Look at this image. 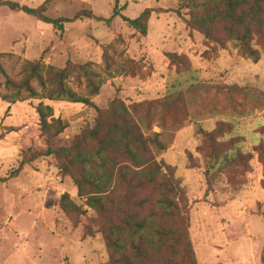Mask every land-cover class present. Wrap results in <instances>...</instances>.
<instances>
[{
    "label": "rangeland",
    "instance_id": "obj_1",
    "mask_svg": "<svg viewBox=\"0 0 264 264\" xmlns=\"http://www.w3.org/2000/svg\"><path fill=\"white\" fill-rule=\"evenodd\" d=\"M3 1L33 9L46 5L47 15L54 19H73L81 11H92L111 22L82 20L56 30L24 12L0 7L1 178L15 173L23 155L48 149L41 137L37 112L41 102L51 106L54 116L69 125L66 133L52 143L54 149L68 146L83 129L94 125L97 116L95 108L67 101L16 99L11 103L7 77L20 80L26 60H41L60 68L69 62L94 63L105 82L92 101L103 108L115 98L128 103L157 100L185 91L196 81L251 86L264 91V56L254 63L236 50L213 48L202 35L191 34L182 0H119L118 4L116 0ZM116 5L119 15L114 16ZM146 9L154 12L144 35L126 19H137ZM106 47L112 48L117 59L139 61L142 71L136 76H107L103 57ZM168 53L185 54L190 71L178 72L170 64ZM69 85L87 95L85 85L79 86L75 80ZM220 119H206L203 127L210 129ZM235 123L238 134L246 138L247 150L264 140L258 134L264 126V110ZM154 131L161 130L155 127ZM199 143L194 123L188 122L178 136L176 149L158 157L178 168L177 176L187 189V217L199 264H264V165L255 154L247 184L240 186L239 182L235 187L242 189L238 196L231 195L225 182L213 191L207 190L204 170L190 169L188 159L189 152L198 156ZM65 194L80 208V215L70 217L62 210ZM93 215L73 179L62 174L54 158L45 157L26 165L18 177L5 183L0 181V264L107 263L109 256L103 237L83 238L84 225Z\"/></svg>",
    "mask_w": 264,
    "mask_h": 264
},
{
    "label": "trees",
    "instance_id": "obj_2",
    "mask_svg": "<svg viewBox=\"0 0 264 264\" xmlns=\"http://www.w3.org/2000/svg\"><path fill=\"white\" fill-rule=\"evenodd\" d=\"M2 6L38 18L56 30L82 20L111 22L92 11H81L73 19H54L47 15L46 5L33 9L0 0ZM181 8L187 12L190 33L202 35L213 48H231L254 63L264 56V0H182ZM153 12L146 9L137 19L126 21L146 35ZM111 51L106 47L103 56L107 76H136L142 71L139 61L117 59ZM166 56L178 72L190 71L185 54ZM94 66L92 62H69L60 68L41 60H26L20 80L7 77L11 103L16 99L67 101L91 106L97 112L93 126L83 129L68 146L54 149L52 143L66 133L69 125L54 116L51 106L41 102L37 112L41 137L48 149L23 155L19 168L9 178L18 177L26 165L41 158H54L94 212L84 225L83 238L103 237L109 256L105 264H199L187 217V189L177 176L178 168L158 157L168 152L177 133L193 122L200 143L196 147L198 156L188 153L190 169L204 170L207 190L213 191L225 182L231 195L238 196L242 189L235 187L239 182L240 186L247 184L255 154L264 165V140L247 150L246 138L238 134L235 120L263 111L264 91L196 81L185 91L157 100L128 103L115 98L103 108L92 101L105 82ZM71 80L85 85L87 95L72 89ZM215 117L221 119L205 129L203 122ZM155 127L161 131L155 132ZM258 134L264 136V126ZM9 178L0 177V181L5 183ZM61 208L70 217L81 214L68 194L63 195Z\"/></svg>",
    "mask_w": 264,
    "mask_h": 264
},
{
    "label": "crops",
    "instance_id": "obj_3",
    "mask_svg": "<svg viewBox=\"0 0 264 264\" xmlns=\"http://www.w3.org/2000/svg\"><path fill=\"white\" fill-rule=\"evenodd\" d=\"M181 131H182V130H181ZM181 131H179V132L177 133L176 142H175V144L173 145V148L170 149L168 153H170V152H172V151H174V150L176 149V144H177V142H178V136H179V134H180ZM0 149H1V147H0Z\"/></svg>",
    "mask_w": 264,
    "mask_h": 264
}]
</instances>
